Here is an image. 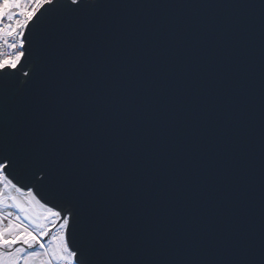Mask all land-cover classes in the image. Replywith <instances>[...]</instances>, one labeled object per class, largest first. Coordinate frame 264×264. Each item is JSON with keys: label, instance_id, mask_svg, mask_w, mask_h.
<instances>
[{"label": "water", "instance_id": "1", "mask_svg": "<svg viewBox=\"0 0 264 264\" xmlns=\"http://www.w3.org/2000/svg\"><path fill=\"white\" fill-rule=\"evenodd\" d=\"M42 12L16 75L0 74L13 182L82 214L96 264H260L264 0Z\"/></svg>", "mask_w": 264, "mask_h": 264}, {"label": "snow or ice", "instance_id": "2", "mask_svg": "<svg viewBox=\"0 0 264 264\" xmlns=\"http://www.w3.org/2000/svg\"><path fill=\"white\" fill-rule=\"evenodd\" d=\"M70 2L81 4V0ZM56 4L57 0H0V74L16 75L26 55V30L38 22L42 10ZM22 165L15 155L0 158V264H96L93 226L82 214L77 218L73 209L62 213L42 202L34 189L14 183L9 171ZM39 171L45 173L41 180L52 179L44 168Z\"/></svg>", "mask_w": 264, "mask_h": 264}, {"label": "built area", "instance_id": "3", "mask_svg": "<svg viewBox=\"0 0 264 264\" xmlns=\"http://www.w3.org/2000/svg\"><path fill=\"white\" fill-rule=\"evenodd\" d=\"M4 51L7 53V52H9L10 50H9V49H7V48H5V49H4Z\"/></svg>", "mask_w": 264, "mask_h": 264}, {"label": "rangeland", "instance_id": "4", "mask_svg": "<svg viewBox=\"0 0 264 264\" xmlns=\"http://www.w3.org/2000/svg\"><path fill=\"white\" fill-rule=\"evenodd\" d=\"M25 190V189H24Z\"/></svg>", "mask_w": 264, "mask_h": 264}]
</instances>
